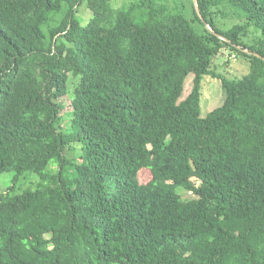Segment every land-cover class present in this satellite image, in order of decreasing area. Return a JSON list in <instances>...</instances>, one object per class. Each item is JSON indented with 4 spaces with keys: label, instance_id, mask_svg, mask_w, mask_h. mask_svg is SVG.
Here are the masks:
<instances>
[{
    "label": "trees",
    "instance_id": "obj_1",
    "mask_svg": "<svg viewBox=\"0 0 264 264\" xmlns=\"http://www.w3.org/2000/svg\"><path fill=\"white\" fill-rule=\"evenodd\" d=\"M172 1L0 0V264H264V0Z\"/></svg>",
    "mask_w": 264,
    "mask_h": 264
},
{
    "label": "rangeland",
    "instance_id": "obj_2",
    "mask_svg": "<svg viewBox=\"0 0 264 264\" xmlns=\"http://www.w3.org/2000/svg\"><path fill=\"white\" fill-rule=\"evenodd\" d=\"M125 0H114L117 5H122ZM180 3L184 0H179ZM171 3L173 1L171 0ZM88 10L86 5L81 7L80 15H82L86 20L89 19L92 15V12ZM242 17L239 14H235L230 12L228 17L222 18L220 17L219 21L226 25L229 23V26L234 22H237ZM222 25V26H223ZM249 62L243 57L230 53L229 50H225L224 53L218 57L214 64V70L218 73L224 74L229 78H241L246 73L249 72ZM192 88V77L187 80L184 97L189 94ZM225 99V91L222 87V80L219 78H214L212 76H207L203 82V90H202V112L203 114H207L212 111L214 108L220 106ZM69 107H66L65 110L62 111L64 114V119H66V123L69 120V116L65 112ZM11 176L10 173L6 174ZM186 196V194H185Z\"/></svg>",
    "mask_w": 264,
    "mask_h": 264
},
{
    "label": "water",
    "instance_id": "obj_3",
    "mask_svg": "<svg viewBox=\"0 0 264 264\" xmlns=\"http://www.w3.org/2000/svg\"><path fill=\"white\" fill-rule=\"evenodd\" d=\"M194 4H195V6H196V9H197L199 15H200L201 18L203 19L204 24L206 25V27H207L212 33L218 35L220 38H222V39H224V40H226V41H228V42H231V40H230L229 38H227L226 36H224V35H222V34H220V33H217V32H216V31H215V30H214V29L208 24V22L203 18L202 13H201L200 8H199L198 0H194ZM245 51L248 52V50H245ZM249 53H252V54H254V55H256V56L261 57V58L264 59V57H263L261 54L257 53V52H249Z\"/></svg>",
    "mask_w": 264,
    "mask_h": 264
}]
</instances>
